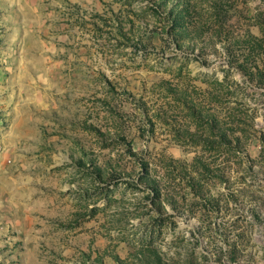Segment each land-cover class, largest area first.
Returning <instances> with one entry per match:
<instances>
[{
  "label": "rangeland",
  "instance_id": "rangeland-1",
  "mask_svg": "<svg viewBox=\"0 0 264 264\" xmlns=\"http://www.w3.org/2000/svg\"><path fill=\"white\" fill-rule=\"evenodd\" d=\"M0 264H264V0H0Z\"/></svg>",
  "mask_w": 264,
  "mask_h": 264
}]
</instances>
